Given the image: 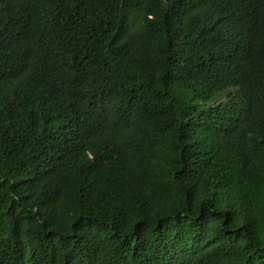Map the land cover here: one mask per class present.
Masks as SVG:
<instances>
[{
  "label": "trees",
  "instance_id": "trees-1",
  "mask_svg": "<svg viewBox=\"0 0 264 264\" xmlns=\"http://www.w3.org/2000/svg\"><path fill=\"white\" fill-rule=\"evenodd\" d=\"M0 264H264V0H0Z\"/></svg>",
  "mask_w": 264,
  "mask_h": 264
},
{
  "label": "bare ground",
  "instance_id": "bare-ground-1",
  "mask_svg": "<svg viewBox=\"0 0 264 264\" xmlns=\"http://www.w3.org/2000/svg\"><path fill=\"white\" fill-rule=\"evenodd\" d=\"M126 232V231H125Z\"/></svg>",
  "mask_w": 264,
  "mask_h": 264
}]
</instances>
